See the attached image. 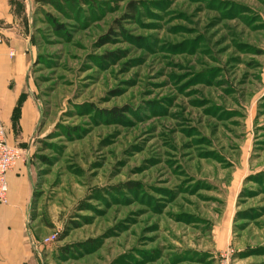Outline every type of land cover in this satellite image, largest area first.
Wrapping results in <instances>:
<instances>
[{
  "label": "rangeland",
  "instance_id": "1",
  "mask_svg": "<svg viewBox=\"0 0 264 264\" xmlns=\"http://www.w3.org/2000/svg\"><path fill=\"white\" fill-rule=\"evenodd\" d=\"M59 1L9 0L33 264H264V0Z\"/></svg>",
  "mask_w": 264,
  "mask_h": 264
},
{
  "label": "crops",
  "instance_id": "2",
  "mask_svg": "<svg viewBox=\"0 0 264 264\" xmlns=\"http://www.w3.org/2000/svg\"><path fill=\"white\" fill-rule=\"evenodd\" d=\"M14 22L9 0H0V124L9 142L18 145L36 124L37 110L26 90L34 51ZM7 180V202L0 206V264H33V189L24 160L9 172Z\"/></svg>",
  "mask_w": 264,
  "mask_h": 264
},
{
  "label": "built area",
  "instance_id": "3",
  "mask_svg": "<svg viewBox=\"0 0 264 264\" xmlns=\"http://www.w3.org/2000/svg\"><path fill=\"white\" fill-rule=\"evenodd\" d=\"M23 154L19 146L9 142L6 129L0 124V206L7 202L8 174L23 160Z\"/></svg>",
  "mask_w": 264,
  "mask_h": 264
},
{
  "label": "trees",
  "instance_id": "4",
  "mask_svg": "<svg viewBox=\"0 0 264 264\" xmlns=\"http://www.w3.org/2000/svg\"><path fill=\"white\" fill-rule=\"evenodd\" d=\"M65 1H67V0H65ZM38 2H40L41 4H44V5H50L53 8H55L56 10H61V1H59V0H38ZM130 7L132 10L135 9V7H134V5H132V3L130 5ZM16 111H17V109H16ZM108 113H115V112H114V110H112V111H109ZM115 114H117V113H115Z\"/></svg>",
  "mask_w": 264,
  "mask_h": 264
}]
</instances>
